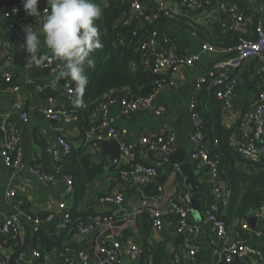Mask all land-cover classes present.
<instances>
[{
    "label": "built area",
    "instance_id": "2783aa9c",
    "mask_svg": "<svg viewBox=\"0 0 264 264\" xmlns=\"http://www.w3.org/2000/svg\"><path fill=\"white\" fill-rule=\"evenodd\" d=\"M260 3L258 11L264 13L263 0H249ZM115 4L123 6L118 24L131 28L130 35L132 42L142 54L143 63L154 74L162 77L155 80V91L144 97L129 98L120 96L103 100L98 104L99 120L95 123L92 133L98 143L112 139L120 141V153L122 158H132L126 169L121 171L122 177L131 185L143 188L151 183H156L160 173V165L166 162L172 151L175 141L174 135H151L144 134L134 141L123 139L128 134L125 127H116L114 118L110 113V104L117 102L123 114L130 115L141 108H151L154 104L157 92L165 87H176V76L180 68L190 67L200 60L203 53L222 52L227 58L214 63L209 74L212 86L216 89L217 97L222 100L226 108L234 105V100L238 88V71L249 61L257 59L261 62L264 72V20L261 19L254 26L252 35L244 36L239 43L229 48H219L207 41L201 45L202 51L198 54L179 53L178 49L184 44L180 40L179 33H188L191 36H198V24L213 20H219L216 12L226 14V23L231 28L243 31L246 25V14L236 0H104L106 5ZM3 7V14L7 27L21 41H24V25H33L35 22L31 16L24 15L19 2H9L0 0ZM205 9V10H201ZM15 10V11H14ZM40 10V9H39ZM41 14L47 13L48 9L40 10ZM220 15V14H219ZM188 18L187 25L170 24L172 19L179 21L180 18ZM166 19V31H163L156 23ZM189 23H192L189 25ZM119 24V25H120ZM171 27V28H170ZM119 42H124L121 35ZM48 59L44 64L39 65L43 69L58 75L63 60L56 58L52 54H46ZM6 61L0 65V80L10 83V86L3 89L5 92L14 91L17 93L16 101L11 107L0 109V154L6 167L13 171H18L24 164V136L22 123L28 121L29 113L23 109L22 85L15 82L14 73L10 70L11 56L6 55ZM29 59L26 54V65L30 69L33 65L27 63ZM36 66V65H35ZM28 82H31L29 80ZM73 101L75 95V84L68 80L61 85ZM201 87V83L198 85ZM2 90V91H3ZM1 93V92H0ZM197 92L190 102L192 117L195 128L190 136L193 144L191 157L194 161L202 163L205 168L203 177L211 180L213 184V200L203 212L202 224L210 227L213 236L212 243L215 246V259L213 264H232L236 260L246 264H264V251L251 244L244 236L234 235L232 229L225 219L220 215V207L230 200L231 192L223 185L218 175V162L210 158L209 151L205 145L204 134L202 132L203 120L197 111ZM41 110L46 118L50 120H63L67 123H77L80 120L78 109L72 105L53 104L54 99L49 98ZM156 113L161 114L162 109H156ZM242 141L237 145L239 154L254 162L260 161L264 157V91L260 94L255 106L248 111L245 120L242 122ZM59 146L53 151L55 157L68 156L72 153L73 143L64 134L58 136ZM137 150H144L147 159L153 158L154 163L135 161L133 158ZM121 158V160H122ZM120 162V158L115 160ZM39 179L46 182H54L58 176L41 172L39 167L32 169ZM65 189L63 199L56 206L52 207L46 214H37L25 209L10 212L4 215V220L0 226V232L5 237L14 238L13 247L10 250H0V264H92V257L87 249H80L69 245L63 248H54L47 252L43 260L40 249L33 248L31 254H27L30 234L37 232L45 223H51L56 218H60L57 224L59 230L68 229L72 223V215L68 210L67 198L75 192V181L73 175L64 176ZM8 202L17 207L24 204L23 200L17 197L15 188H10L7 192ZM145 201H153L155 207L140 208L137 216L147 214L151 221L154 239L160 241V237L166 228L165 218L167 215L176 217V230L180 235H184L185 240L181 243V249L177 250L172 263L164 260L156 264H182L183 255L195 263L200 253V247L195 244V237L199 234L202 224H194L190 221L193 211L191 207V196L187 190L182 194L166 197L165 187L158 184L157 193L144 196ZM109 203L119 206V209L109 215L93 213L85 219L77 222L74 239H81L91 232L99 231L103 227H111L114 222L128 221L131 215L128 206L124 204L123 193H110L105 197ZM167 202L165 209L158 205ZM0 216H3L0 210ZM250 216L264 217V204L253 211ZM242 229L245 232L251 230L248 221L242 222ZM31 229V232L29 231ZM55 235V232H50ZM259 236L264 235L263 230H258ZM104 257L100 256V264H128L129 260H140L145 252L144 246L138 243L124 245L120 241L111 240L107 237L102 239L99 250ZM54 252V263L49 260L50 253Z\"/></svg>",
    "mask_w": 264,
    "mask_h": 264
},
{
    "label": "crops",
    "instance_id": "0c3cea01",
    "mask_svg": "<svg viewBox=\"0 0 264 264\" xmlns=\"http://www.w3.org/2000/svg\"><path fill=\"white\" fill-rule=\"evenodd\" d=\"M239 2L242 10L245 9H258L260 3L249 0H236ZM216 12V15L220 14ZM246 25L242 31L247 34H251L248 29V24L252 23V19L246 16ZM35 31L40 34L41 41H43V33L41 29L42 18L37 17L35 20ZM171 28V27H170ZM166 31V27L162 29ZM252 32V31H251ZM180 40L184 41V44L178 49L180 53L198 54L202 51L201 45L204 41L199 36H191L184 32L179 33ZM24 41L19 40L14 33L7 27L6 19L3 14V7L0 6V65L6 61V55L11 56L10 70L14 73L17 83L22 85V92L24 96L23 109L29 113L28 121L22 123V132L24 136V164L18 171L5 166L2 156L0 154V210L3 216H0V226L4 220V215L10 212H16L20 209L28 210L29 212L41 214L49 212L50 209L57 205V203L63 199L65 180L64 175H59L52 183L39 179L37 174L32 170L34 166L51 169V165L47 163L44 165L42 162L43 157L48 154L52 156L54 161L65 156L55 157L53 151L59 146L58 136L60 134L66 135L73 143L74 148L77 151H81V156L85 153L94 155V159L101 163L105 160L109 162V165L105 166V174L103 177L91 182L86 190L85 195L76 200L72 196L67 198L68 208L76 209V212L80 215L88 212H95L100 214L113 213L119 209L118 205L109 203L105 200V197L110 193L120 192L125 197L124 204L128 206L130 213H133V208L140 204L139 208H142L140 201H145L144 196H141L140 192H132L127 182L122 175L119 176V165H127L132 158H122L120 153V162H116L111 159L110 156L102 154V149L96 147L94 141H96L93 133L92 126L99 120V109H96L89 113L88 123L84 124L85 119L81 125L77 123H67L63 120H50L45 117L42 112V108L48 104L47 98L43 95V91L54 83V101L53 104L60 105H73L74 101L70 100L69 95L65 89L58 83L56 74L49 72L48 75H40L35 77L30 72L26 65L27 52L21 47ZM40 54H51L50 50L46 46L41 45ZM23 56V59L21 58ZM227 58V55L222 52L215 53H203L200 60L195 65L190 67H182L179 69L176 80V87H165L157 92L154 104L151 108H141L130 115L123 114L121 106L117 103L110 104V113L114 118V125L116 127H125L128 129V134L123 137L128 141H134L144 134L151 135H174L175 141L173 143L172 153H184L186 159L191 161L194 170L199 176V180L204 185V190L198 194V200L202 204L200 214L192 213L190 215V221L194 224H202L203 212L205 207L213 200V184L210 179L203 177V171L205 166L194 161L191 157L193 151V144L190 140V136L195 128V122L192 117V110L190 108V102L193 96L202 91L206 86L213 88L211 80L209 78L210 71L214 63L219 60ZM261 62L257 59L247 62L238 71V88L234 100V105L231 108L224 107L223 110V123L227 127H233L237 120L243 114L245 108L251 110L255 106V93L253 86L261 87V79L264 77L262 71ZM258 79V82H257ZM29 80L35 82L30 84ZM65 81V80H64ZM201 83V87H199ZM56 84V86H55ZM52 86V85H51ZM58 86V87H57ZM0 109H6L11 107L16 101L17 93L14 91L5 92L0 91ZM162 109V113H156V109ZM241 135L235 133L233 137V143L237 146L241 141ZM171 153V154H172ZM122 158V160H121ZM134 160L139 159L146 163H154V159L147 157L144 154V150H137L133 155ZM118 163V167L112 166V162ZM71 163H68L70 165ZM169 159L160 165V173L157 179L158 184H162L165 187L167 196H178L182 194L184 190H187L184 186V179L174 181L172 175L168 170ZM114 168V169H113ZM222 181V180H221ZM226 186L225 183H223ZM15 188L17 191V197L23 200L24 204L17 207L8 202L7 192L10 188ZM227 187V186H226ZM167 204V202H166ZM192 207V204H191ZM138 216L134 226H129L127 229L120 231L116 234H111L107 238L111 240L120 241L122 244L129 245L130 243L144 244L145 240H148L152 245L157 243H165L167 250V263H172L173 257L177 250L181 249L178 244L180 235L176 230V222L173 215H167L165 218L166 228L160 237V241L154 239V233L145 229L146 223ZM253 217V216H249ZM257 217V216H256ZM244 220V221H248ZM60 218H56L51 223H45L44 227L47 230L53 224H58ZM250 224V222H249ZM242 227V225H241ZM251 230L246 233V238L251 244L262 249L264 251V235L259 236L258 230L264 231V217H257L256 227L250 224ZM235 236L241 235L230 227ZM31 232V229H29ZM99 231H94L87 236L77 240L74 237L70 242L72 246L80 249L89 250L90 254L92 249H97L100 242ZM242 236V235H241ZM32 239V237H31ZM30 239V240H31ZM213 236L209 225L202 224L199 234L195 237V244L200 247V253L197 257V261L193 263L190 261L185 253L183 255L182 264H212L215 259V246L212 243ZM29 240V247L26 249L27 254H31L33 242ZM14 238L11 236L5 237L0 232V250H10L13 247ZM34 248V247H33ZM49 260L54 263V252L50 253ZM100 251H95L91 254L92 264H100ZM154 256L145 255L143 259H132L128 261V264H148L153 260ZM22 264H25L24 262ZM232 264H246L239 260H236Z\"/></svg>",
    "mask_w": 264,
    "mask_h": 264
},
{
    "label": "trees",
    "instance_id": "16d2710c",
    "mask_svg": "<svg viewBox=\"0 0 264 264\" xmlns=\"http://www.w3.org/2000/svg\"><path fill=\"white\" fill-rule=\"evenodd\" d=\"M15 1L19 2L23 14L27 15L23 8L22 0H9V2ZM95 2L103 10L101 17L95 21L101 33L100 40L103 47L94 50L90 54L88 59L93 62L91 66L85 62L84 73L87 76L88 83L82 93L77 92L76 84L72 81L75 84L76 90L73 96L74 104L72 107L79 111L80 120L77 122L78 125H81L85 117L84 124L88 123L89 113L94 111L101 101L110 98H119L121 95L129 98L147 96L155 91V80L162 77L152 73L143 63L142 54L134 42H132L133 36L130 35L131 28L123 27L122 24L119 23V25L117 23L124 11L123 6L118 7L112 4V2L106 5L104 0H95ZM262 3L264 4V0ZM46 7V0H40L38 9L42 10ZM201 10L203 11L205 9ZM244 12L248 18L252 19V23L248 24V29L251 33V31H254V26L257 22L261 19L264 20V13H261L257 9H245ZM45 14H41L40 17L43 18ZM219 16V20L198 24V36L202 41H207L219 48L235 46L242 37L246 36L245 33L232 29L231 25L226 23L227 17L224 12H221L220 15L217 14V17ZM31 18L36 19L35 17ZM188 20L186 17L180 18L179 21L172 19L170 24L172 23L176 26L178 24L187 25ZM191 24L189 23V25ZM157 25L163 29L166 27V19L155 24V26ZM121 35L124 36V42H119ZM247 35L250 36L252 34ZM29 70L35 77H40L42 74H49L48 69H43L35 65ZM68 80L70 79H66V81ZM260 81L262 83L261 87L253 86L255 102L259 100L260 94L264 91V77ZM15 82L17 81L15 80ZM34 82V80H31L30 84ZM51 85L43 91V95L47 100L49 98L54 99L55 96L54 83ZM9 86L10 83L0 80V91ZM224 107L222 100L217 97L214 86L213 88L206 86L197 94V111L203 120L202 132L204 134L205 145L209 151L210 158L218 162V175L220 179L231 192L228 203L220 207V215L230 227L232 226L242 236H246L245 231L241 227L242 222L248 220L250 214L264 204V157L257 162L244 158L239 154L238 146H235L233 143L235 133L241 135L240 139L242 141V122L245 120L249 111L248 108H245L243 114L233 127H227L223 123ZM94 126L95 123L92 129ZM94 144L96 147L100 145L97 141H94ZM81 154V151H77L74 146L72 153L59 159V161H54L52 156L46 154L42 162L44 165L49 163L51 169L39 167L41 172L47 174L56 176L73 175L75 181V192L73 195L76 200L81 199L85 195L87 187L91 182L104 176L105 166L109 165L107 160L98 163L94 159L93 154L85 153L83 157H80ZM135 161L141 160L135 159ZM68 163L71 164L68 165ZM118 165V163L112 162L113 167L116 168ZM127 167L128 165L125 164L119 165V176L121 171ZM127 184L132 192H138L140 190L137 186L131 185L128 182ZM157 186L158 183L154 182L143 187L141 189V196L156 194ZM68 210L72 215V223L68 229L59 230L57 224H53L48 230L42 226L39 231L32 233V235L30 234L29 239L32 237V246L40 249L42 253V257L38 259L39 263L50 250L69 246L71 244L70 240L76 231L77 222L94 213L88 212L80 215L74 207L72 209L68 208ZM41 214H46V212ZM109 214L111 213L104 215ZM173 217L176 220V217ZM141 218L146 223L145 229L152 231L153 227L149 216L143 214ZM50 232H55V235L52 236ZM184 240V235L180 234L178 244L183 243ZM142 246H144L145 252L140 259H143L145 255L154 256L153 260L151 262L149 261L148 264H156L158 261H166L168 259L165 243L152 245L148 240H145Z\"/></svg>",
    "mask_w": 264,
    "mask_h": 264
},
{
    "label": "clouds",
    "instance_id": "9594fccd",
    "mask_svg": "<svg viewBox=\"0 0 264 264\" xmlns=\"http://www.w3.org/2000/svg\"><path fill=\"white\" fill-rule=\"evenodd\" d=\"M28 16L40 17V0H22ZM47 13L42 18L40 34L33 25H24V43L21 47L28 53L29 64L42 65L48 59L40 54L43 43L50 53L63 60L57 79H70L75 82L76 90L82 93L88 83L84 73L85 62L89 66L90 54L103 47L100 30L95 23L102 15V8L95 0H46ZM15 11V10H14Z\"/></svg>",
    "mask_w": 264,
    "mask_h": 264
},
{
    "label": "water",
    "instance_id": "95a60500",
    "mask_svg": "<svg viewBox=\"0 0 264 264\" xmlns=\"http://www.w3.org/2000/svg\"><path fill=\"white\" fill-rule=\"evenodd\" d=\"M24 55H21L23 59ZM65 79H58L59 84H63ZM100 147L102 149V154L110 156L111 159L115 160L118 159L120 156V141L118 139H112L108 141H102L100 143ZM169 174L172 175L173 180H179L181 178L184 179V186L189 192L191 196V204H192V213L200 214V209L202 204L198 200V194L204 190L203 183L200 182L199 176L194 170L193 164L191 161L186 159V155L184 153H172L169 157V164H168ZM166 193V192H165ZM166 197H170L167 196ZM142 208L146 207H155L157 204L153 201H140ZM159 207L165 209L167 204L166 202H162L158 205ZM140 204L133 208V213H131L128 221H117L114 222L111 227L106 226L99 230L98 234L100 237V242L105 237L119 233L122 230L127 229L129 226H134L133 224L137 220V213L139 211ZM249 222L253 227H256L257 217L253 216L249 218ZM100 250V244L98 245L97 249H92L91 254L95 251ZM102 259L104 257L102 256ZM106 264V263H105Z\"/></svg>",
    "mask_w": 264,
    "mask_h": 264
},
{
    "label": "rangeland",
    "instance_id": "374dc122",
    "mask_svg": "<svg viewBox=\"0 0 264 264\" xmlns=\"http://www.w3.org/2000/svg\"><path fill=\"white\" fill-rule=\"evenodd\" d=\"M74 196L71 197V199L73 198Z\"/></svg>",
    "mask_w": 264,
    "mask_h": 264
}]
</instances>
